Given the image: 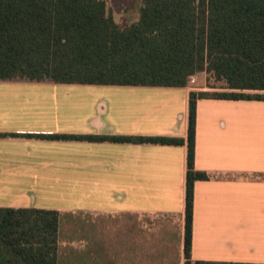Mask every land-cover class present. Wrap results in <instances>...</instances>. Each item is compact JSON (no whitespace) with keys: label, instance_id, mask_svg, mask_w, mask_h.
<instances>
[{"label":"crops","instance_id":"0c3cea01","mask_svg":"<svg viewBox=\"0 0 264 264\" xmlns=\"http://www.w3.org/2000/svg\"><path fill=\"white\" fill-rule=\"evenodd\" d=\"M104 1L121 28L138 21L140 0ZM195 79L186 87L0 81V208L58 211L59 264H185L189 98L209 90L204 72ZM195 168L210 178L194 184L192 260L264 264V101L199 99Z\"/></svg>","mask_w":264,"mask_h":264},{"label":"trees","instance_id":"16d2710c","mask_svg":"<svg viewBox=\"0 0 264 264\" xmlns=\"http://www.w3.org/2000/svg\"><path fill=\"white\" fill-rule=\"evenodd\" d=\"M121 28L104 0H0V81L186 87L217 72L225 87L191 92L185 264H250L191 258L199 99L264 101V0H140ZM229 89L228 92L213 91ZM7 136V135H3ZM45 140L184 145L167 136L11 134ZM59 212L0 208V264H59Z\"/></svg>","mask_w":264,"mask_h":264},{"label":"rangeland","instance_id":"374dc122","mask_svg":"<svg viewBox=\"0 0 264 264\" xmlns=\"http://www.w3.org/2000/svg\"><path fill=\"white\" fill-rule=\"evenodd\" d=\"M111 1H112V3H114L116 8H121L122 6H125V5H128V4H131V5L132 4H136V2H137V0H111ZM205 75H206V84L207 85L209 84V85L215 86V87H225V86H227L225 80L217 72H213L210 75L205 73ZM213 91L228 92L230 90L229 89H218V90H213ZM261 93H264V92H261ZM171 225H172L174 230L178 231V229H179L178 225L179 224L176 222V219H174V221H173V223ZM71 232H73V231H71ZM79 234L77 233V231H75L73 235H79ZM75 241L76 242H79V241L82 242V240H79L78 238L75 239ZM81 245H82V243H81ZM75 250L81 251L82 248L79 249V247H77V249H75Z\"/></svg>","mask_w":264,"mask_h":264},{"label":"built area","instance_id":"2783aa9c","mask_svg":"<svg viewBox=\"0 0 264 264\" xmlns=\"http://www.w3.org/2000/svg\"><path fill=\"white\" fill-rule=\"evenodd\" d=\"M196 82L195 75L191 76L189 79V83L194 84Z\"/></svg>","mask_w":264,"mask_h":264}]
</instances>
